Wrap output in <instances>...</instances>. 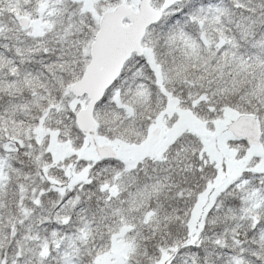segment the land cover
<instances>
[{"label":"snow or ice","instance_id":"snow-or-ice-1","mask_svg":"<svg viewBox=\"0 0 264 264\" xmlns=\"http://www.w3.org/2000/svg\"><path fill=\"white\" fill-rule=\"evenodd\" d=\"M0 264H264V0H0Z\"/></svg>","mask_w":264,"mask_h":264}]
</instances>
